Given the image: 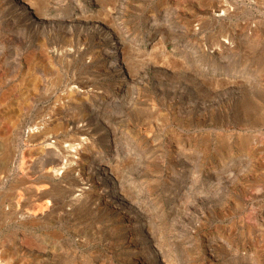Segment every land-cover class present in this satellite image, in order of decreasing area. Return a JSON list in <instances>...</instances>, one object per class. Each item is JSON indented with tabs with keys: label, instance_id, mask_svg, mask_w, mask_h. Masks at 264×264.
Returning <instances> with one entry per match:
<instances>
[{
	"label": "rangeland",
	"instance_id": "1",
	"mask_svg": "<svg viewBox=\"0 0 264 264\" xmlns=\"http://www.w3.org/2000/svg\"><path fill=\"white\" fill-rule=\"evenodd\" d=\"M44 1L49 17L40 33L25 30L18 43L0 46L10 60L0 63L1 86L23 77L25 55H36L42 41L54 42V51L85 46L87 53L83 61L54 55L51 71L34 66L42 82L35 94L25 93L28 104L17 113L16 128L7 129L6 147L0 138V167L17 166L21 148L28 146V127L38 115L55 113L67 130L74 125L86 131L79 137L89 145V156L80 159L72 148L69 159L56 163L55 180L66 183L60 177L71 161L79 186L73 195L55 186L54 196L77 197L79 189L90 194L86 207L77 206L68 218L55 210L53 221L36 232L53 231L54 249L69 257L68 264H264V0L261 5L256 0H110L87 2L84 11L76 0ZM216 3L226 4L229 15L212 13ZM0 11L4 37L9 28L3 15L9 11L1 0ZM250 27L256 37L248 35ZM118 40L122 45L115 56L112 45ZM228 41L230 48L217 46ZM119 54H130L128 67L117 60ZM124 74L133 76L127 92L120 86ZM23 88L11 99L18 100ZM246 103L257 108L261 122L243 115L240 106ZM115 150L114 158L109 156L110 163L117 161L111 166L112 188V172L100 167ZM6 171L0 199L15 181L13 170ZM13 223L0 218V251ZM25 233L18 235L22 243L44 246L33 231Z\"/></svg>",
	"mask_w": 264,
	"mask_h": 264
},
{
	"label": "bare ground",
	"instance_id": "2",
	"mask_svg": "<svg viewBox=\"0 0 264 264\" xmlns=\"http://www.w3.org/2000/svg\"><path fill=\"white\" fill-rule=\"evenodd\" d=\"M109 1L110 0H76V2H77L76 4L80 7L79 8L80 10H83L84 7L88 6V3L87 2L100 3L101 5H105ZM256 1H257V3L259 2L258 4L256 3L257 5H259V4L261 5L260 0H256ZM1 5L4 6V7H6V9H8V11H9L8 12L9 15H6V14L3 15V17L6 16V18H5L6 21L4 20L6 22L5 23L6 25H4V26L7 27V28H9V31L6 33V35L4 34L5 35L4 37H2V36L0 37V46H6V48H9L8 44L11 43V42H13V43H16L17 42L18 43V41H17L18 40V35L22 31L23 32H26L25 30H27L28 31L27 33H33L34 35H38L40 33V29H41V27L43 25V22L45 21V19H47L49 17L48 9L44 8V7H47L44 0H25V1L24 0H1ZM225 5H222L220 3L213 4L212 5V13L216 14L215 13L216 11L223 10V12L225 13L226 16L229 15V10L227 9V7H224ZM106 7L108 8L107 5H106ZM258 7H260V6H258ZM113 8H114V6H113ZM229 8H231V7H229ZM90 14H91V12H90ZM103 14L106 15L105 13H103ZM83 16H84V14H83ZM212 17H214V15H212ZM97 18H99V17H97ZM51 19H53V18H51ZM82 19H84V18H82ZM85 20H86V18H85ZM109 20H111V19H109ZM59 25H61V24H59ZM109 25H108V27H109ZM88 26H90V25H88ZM247 33H248V35H251L253 37L254 36L256 37V31H254V29H252V27L248 28ZM253 37H252V39H253ZM40 40H42V39L40 38ZM71 40H72V38H71ZM231 43L232 42H229L228 41L227 42V45H225L224 42H219V44L217 46L220 47V48L223 47V46H225L227 48L228 47L230 48L232 46ZM120 44H121V42L119 43V40H118V41H116L112 45V51H113L112 54L114 53L115 56L118 55L119 45ZM69 45H72V44H69ZM37 46H39L38 53H37L38 56H37V54L35 55V53H27L25 55V57H24L25 72L23 74V77L21 79H18L19 81L17 80L16 82H13V84L11 86L2 87L1 86V84H2L1 83V81H2L1 80L2 73L0 74V138L4 142L3 145L4 144L5 145L8 144L7 141L9 140V135H11V134H9V130H10L9 127L11 129L12 128L14 129V127L16 128V125H18L17 113L21 110L22 104H28L27 103L28 98L25 97V95H26L25 93H27V94H30V93L31 94H35V92L37 91V89H38V87L40 85V81H41L40 79L41 78L39 79V75L35 74V72H34V66L36 64L37 65L39 64L42 67H44V68H46V69H48V70L51 71L53 69V65H54V55L57 57L55 59H58V60H60L59 58H63V59L65 58L64 59L65 61L67 59L68 60L69 59H72L73 60L74 57L77 56V58H75V59H78L79 61H83V58L85 57L83 54H86L87 53L85 51L87 49L85 46H83L81 48L77 47L76 49H73V51H70L71 49H69V47L67 48L68 50H65V49L64 50H59L55 46L56 47V51H54V42H52V41H49V42L48 41L47 42L46 41H42ZM126 47H127V45H126ZM124 49H122V50H124ZM218 49L219 48H215L214 50L218 51ZM224 50H225V48H224ZM10 51H12V50H10ZM152 51L153 50H151V52ZM12 52L14 53V51H12ZM154 53H155V51L152 52V54H154ZM149 54H151V53H149ZM120 55L121 54H119V57H117V60L119 61V59H120L121 60V63H123V64H124V62H126L125 65L128 67V63H129L128 62V59H129L128 57H129L130 54L128 55V57H126L124 55H121V56ZM87 57H88V55H87ZM149 57H150V55H149ZM131 58L132 57H130V59ZM8 60H9V54L8 53L7 54L6 53L0 54V63L6 64V63H8L10 61V60L9 61ZM66 66H68V64ZM258 66H262V63H259ZM87 67H89V66H87ZM127 67H126V69H128ZM55 68H57L56 65H55ZM130 69H132V68H130ZM71 73H72V71H71ZM66 77L67 76H65V78ZM79 77H81V76H79ZM130 77H133V76L132 75L129 76L128 74L127 75L124 74L123 75V78L121 79L120 86L122 85L123 92H127L130 89V83H131ZM9 78H11V77H9ZM87 80H88V78H87ZM50 81H52V80H50ZM129 81H130V83H129ZM58 82H55V83L57 84ZM70 86H71V84H70ZM80 86L83 87V86H86V85L85 84L84 85L80 84ZM22 88H23V90L21 92H19L18 95H17L18 100L17 99L12 100L11 97L13 95V92L15 90L20 91ZM85 89H87V88H85ZM90 90H92V89H90ZM71 92H73V90H71ZM71 92L69 91V93H67V94H69L70 97L71 96L73 97V94H71ZM64 99H65V97H64ZM70 100H72V99H70ZM114 101H116V100H114ZM60 103H61V101H60ZM60 106H61V104H60ZM29 107H30V103H29ZM27 108H28V106H27ZM240 109H241V111H243V115L244 116L246 115L248 117H251L256 122L257 121L261 122L262 119L260 120L261 117L259 116V113H256L255 112V110H257V108L254 109L251 105H249V104L246 103V104H242L240 106ZM48 114H49L48 116H46L44 114L38 115L39 117L37 116L38 117L37 121L33 122L31 124V127L30 128L28 127L27 132L24 134L25 135V138H24V136H22L24 138V140L26 141V143L28 142V146H23L21 148V155L23 157L22 160H21V162L19 164H17V166H15V165L11 166L9 163H7V164H9V166H7V164L5 165V163H4L3 164L4 167H0V183L3 182L4 177L7 178L6 167L11 168L13 170L14 178H15L14 183L10 184V186H9V190L10 191H8V194L5 195L6 198L5 197L4 198L2 197L0 199V218H11L14 221L13 226L11 228V235L9 237H7L6 239H4L2 241V243H1V245H3L4 248L0 251L1 252L0 253V264H39L40 259H42L45 264H68L69 261H67V258H69V257L66 258V257H63V256L58 255L60 253V251L57 252L56 249H54V244H55L54 243V232L53 231H47V232L43 231L42 233H39V232H36V229L41 224L47 223L49 221H53L52 219H54V211L55 210H58V213L62 217L68 218V216L71 217L73 215V213L78 209V207L84 208V207L87 206V204H86V202H87L86 198L90 194V191H87V189L86 190L85 189H79L77 191V192H79V195L77 197L70 196L71 193H72V195L74 194L73 191L75 192V188H77L79 186L78 181L73 177V174L75 173L74 172L75 167H73L72 165H70L71 164V161L70 160H69L70 162L67 160V162H69V163L63 169L62 175L60 177V179H65V180H62V181H65L66 183L65 184H62V182L59 181L58 179H57L58 181L55 180V171H59V168L55 169L56 163H59V161L63 157H65L66 159H69L68 156H70V155H68V154L70 153V149L73 148L76 151V154L79 155V158L80 159L81 158H85L88 155V151L87 150H88V146L89 145L87 143H83L82 142L83 139L80 140V137H79L82 134H85L86 131L83 128H80V127L74 126V125H73L72 129L67 130V123H65L64 120H61L59 117L57 118V116L54 117V114L55 113H50L49 112ZM75 118H77V117H75ZM70 120H71V118H70ZM68 126H70V125H68ZM7 129H9V130H7ZM86 129H88V128H86ZM57 130H62V133H64V134L63 135L61 134L62 136H57L56 134H54V132H56ZM51 137L54 140V142H51L53 144H51L49 142V139ZM20 141H21V139H20ZM114 155H116V150L113 151V153H111L107 157L111 156L112 158H114L113 157ZM77 158H78V156H77ZM112 158L109 157L106 160H104V162H102L103 167H100L101 168V171H103V172L104 171H110V172H112V176L108 180L110 184L112 183V179L113 178H116L115 173H113V167H111V166H116L114 164H116L117 161H115L114 163L113 162L110 163L109 161ZM72 163H74V162H72ZM124 163H123V166L129 165L128 162L126 164H124ZM60 168H61V166H60ZM263 168H264V163H263ZM81 169L82 170L79 169L81 175L82 174L85 175V173H84L85 170L83 168H81ZM17 171H19V173ZM107 174H109V173H107ZM117 177H118V174H117ZM55 186L64 187L65 189H67V192L70 193V194L63 195L62 196L63 198H61L63 201L62 200H57L55 198V196H54V192H56L55 189L57 190V187L55 188ZM111 187L114 188L115 185L114 184H111ZM120 190H122V189H119V193H120ZM101 191H99V192L101 193ZM58 196H60V194ZM103 196H104V194H103ZM95 197H97V196H95ZM131 200H133V199H131ZM93 201H96V200H93ZM5 209H7V210L5 211ZM95 211H96V209H95ZM79 212H80V210H79ZM75 214H77V213H75ZM76 218H78V217H76ZM78 219H80V216H79ZM27 231H33L34 237L37 240H40L43 243H45V244H43L44 246L42 248H39L38 249V248H31L32 246H29L28 247L27 245H25L24 243H22L21 242L22 239H20L19 236H18L19 235V232L22 233L20 236H25L26 235L25 232H27ZM57 234H58V232H57ZM55 235H56V233H55ZM80 237H81V235H80ZM76 243H78V242H76ZM8 245H10L11 247H13V251H12V249ZM18 256H19V258H17ZM55 256L57 258H55ZM19 261H20V263H19Z\"/></svg>",
	"mask_w": 264,
	"mask_h": 264
}]
</instances>
